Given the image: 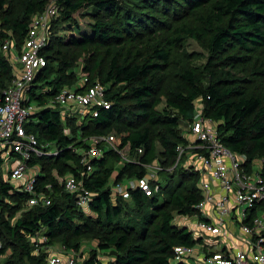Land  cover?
<instances>
[{
  "label": "trees",
  "instance_id": "16d2710c",
  "mask_svg": "<svg viewBox=\"0 0 264 264\" xmlns=\"http://www.w3.org/2000/svg\"><path fill=\"white\" fill-rule=\"evenodd\" d=\"M54 1L59 15L52 19L41 50L47 64L37 72L26 102L36 104L27 131L55 150L29 161L42 168L37 189L51 203L23 211L32 195L7 180L0 155L2 264H48L49 253L36 252L32 240L40 231L47 235V247L61 242L76 251L84 234L97 231L99 249L114 250L115 259L104 263L96 250L84 264H172L176 246L196 243L174 218L196 211L199 174L182 166L160 171L168 184L152 196L133 189L130 201L114 199L111 186L125 177H144V164L174 165L177 146L186 142L181 125L194 118L197 102L216 122L229 149L250 160L264 155V0ZM49 2L0 0V102L15 71L11 51L5 52L3 44L13 40L20 50L32 17ZM85 6L92 7L87 28L75 19ZM55 18L68 24L64 37L52 34ZM190 38L208 52L202 65L194 63L199 56L185 47ZM87 52L82 67L87 81L74 88L73 63ZM97 82L106 86L110 106H95V116L63 119L59 109L47 105L64 87L84 92ZM110 133L119 149L128 146L136 160L125 162L110 149L91 162L93 171L87 173L81 152L89 146L88 138ZM68 174L92 192L88 210L94 215L77 207L75 194L59 183L57 175ZM127 203L142 215L138 224L117 221Z\"/></svg>",
  "mask_w": 264,
  "mask_h": 264
},
{
  "label": "built area",
  "instance_id": "2783aa9c",
  "mask_svg": "<svg viewBox=\"0 0 264 264\" xmlns=\"http://www.w3.org/2000/svg\"><path fill=\"white\" fill-rule=\"evenodd\" d=\"M58 15L59 6L50 0L42 12L32 17L20 50L13 40L3 44L5 52L11 51L10 61L15 71L11 83L2 91L0 102V155L4 159L7 180L32 195L28 207L51 203L50 196L37 189L42 168L38 164L30 165L29 161L34 155L53 154L55 150L49 147L50 143L40 144L37 136L27 131L26 124L36 107L26 102L37 72L47 64L41 50L47 43L50 23ZM47 105L59 109L63 119L70 115L81 119L87 114L97 115L93 108H108L110 101L106 98V86L97 82L84 92L64 87ZM184 124L182 135L186 142L177 146L174 165L166 167L158 161L144 164V177L123 178L112 184L114 199L129 200L133 189L152 196L162 186L160 171H173L177 166L191 169L199 174L201 199L194 213L175 216L174 223L187 227L196 243L176 246L172 261L190 264L194 259L193 264H264V155L250 160L245 153L229 149L221 141L216 122L204 115L201 103H196L194 118ZM64 131L70 133L67 127ZM87 142L89 146L81 152V162L86 165L87 173L93 171L91 162L101 159L110 149L118 151L125 162L136 160L129 154L128 146L119 149L115 133L91 136ZM57 178L66 192L75 194L77 207L88 208L92 192L82 181L74 174L57 175ZM236 238L241 242L236 243ZM32 240L36 252L48 248L45 245L47 235L43 231L35 234ZM73 250L67 253L66 259L50 254L48 264H77V252Z\"/></svg>",
  "mask_w": 264,
  "mask_h": 264
},
{
  "label": "rangeland",
  "instance_id": "374dc122",
  "mask_svg": "<svg viewBox=\"0 0 264 264\" xmlns=\"http://www.w3.org/2000/svg\"><path fill=\"white\" fill-rule=\"evenodd\" d=\"M90 10H92L91 6H85L84 8H82L81 10L75 13V19L84 28H87V25L91 22V18L89 16ZM57 18H55V20L53 21L55 24L53 25V28H52V34L54 36L64 37L67 33L70 32L68 29V24L63 21L58 20ZM185 47L189 53H194V55L196 54L197 56H199L194 61L196 65H202L207 61L208 52L205 51V49L194 39L192 38L188 39ZM88 56H89L88 52L84 53L78 58L76 62L74 61L73 63V67L71 71H73L74 76L71 79L73 81L74 88L78 87L80 84H83L86 80V74L84 73V70L82 69V67L88 62L87 61ZM89 63L92 64L90 61ZM32 105L35 107L36 106L35 102H32ZM185 126L186 125L184 123L183 125H181L182 133L184 131ZM70 132H71V129H70ZM123 164H124V161L123 160L120 161L118 163L117 169L119 170L121 168L120 166ZM130 178H133V177H125L124 179H130ZM168 182L169 181L167 178L160 177V184L162 186H166ZM131 207L132 205L130 203H127V205L125 206L124 213L117 221H120L121 223L129 222L130 224H138V221L141 219L142 215L136 212L135 210H132ZM28 208L29 207L27 206V204L25 205V203H23L22 205L23 211L27 210ZM84 213L86 215H94V213L88 210V208L86 207L84 208ZM175 216H178V214L176 213ZM95 229L96 228H94V230ZM99 241L100 239L98 237L97 231H95L94 233L84 234L80 250L79 251L75 250L77 252L76 254L77 264H84L85 260L89 258V256L91 255L93 251H96V250L98 251V255H99L98 258L100 259V261L104 263H110L114 261L115 259L114 250L110 249L108 251H101L99 249ZM43 250L47 251L49 255L52 254L53 256H56V255L61 256L64 259H66V257L68 258L69 255H67V253L69 251H72L71 248H66L65 245L62 244L61 242H57L56 244L51 245L47 249H43ZM5 260H6L5 257L0 256V264L4 263ZM172 262L177 263V261L175 260H173ZM193 263H194V259H191L190 264H193Z\"/></svg>",
  "mask_w": 264,
  "mask_h": 264
},
{
  "label": "crops",
  "instance_id": "0c3cea01",
  "mask_svg": "<svg viewBox=\"0 0 264 264\" xmlns=\"http://www.w3.org/2000/svg\"><path fill=\"white\" fill-rule=\"evenodd\" d=\"M197 103H200V102H197ZM124 200H126V199H124ZM131 200V198L129 199V200H126V201H130ZM241 242V240L240 239H238V238H236V243H240ZM57 256V255H56ZM201 255H199V256H195V257H200ZM172 264H174L173 262H172ZM184 264H187V263H184Z\"/></svg>",
  "mask_w": 264,
  "mask_h": 264
}]
</instances>
